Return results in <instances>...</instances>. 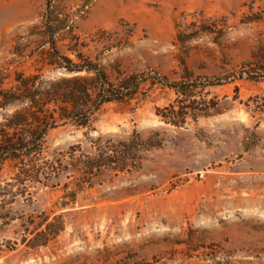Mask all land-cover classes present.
<instances>
[{
	"label": "rangeland",
	"instance_id": "obj_1",
	"mask_svg": "<svg viewBox=\"0 0 264 264\" xmlns=\"http://www.w3.org/2000/svg\"><path fill=\"white\" fill-rule=\"evenodd\" d=\"M56 53L93 61L112 82L154 71L226 83L192 90L198 115L184 127L156 115L175 91L146 87L89 128L49 130L46 156L67 168L62 155L95 156L98 139L138 134L159 147L91 186L68 170L19 190L5 166L2 186L17 196L0 197V264H264V81L235 79L264 72V0H0V96H22L18 78L34 94L92 76L54 69ZM1 101L0 129L24 107Z\"/></svg>",
	"mask_w": 264,
	"mask_h": 264
},
{
	"label": "trees",
	"instance_id": "obj_2",
	"mask_svg": "<svg viewBox=\"0 0 264 264\" xmlns=\"http://www.w3.org/2000/svg\"><path fill=\"white\" fill-rule=\"evenodd\" d=\"M51 61L54 69H64L68 73L86 72L92 76L60 80L50 90L39 89L34 94L29 84L18 78L23 88L22 96H0L3 108L15 104L24 106L6 117L0 129V197L17 196L16 192L2 186V171L7 165L15 172L13 179L18 189H27L31 183L47 184L68 170L80 174L81 183L91 186V179L103 169L121 173L137 169L142 160L140 153L159 147L155 138L145 141L138 134H133L128 141L117 143L112 140L103 143L102 139H98L95 156L87 155L78 148H71L62 155L70 158V167L67 168L63 166L62 160L46 156V136L49 130L66 124L89 128L94 115L103 106L123 104L146 87H165L175 91L178 97L176 101L157 108L156 115L165 124L184 127L188 118L195 119L198 115L199 109L196 101L192 100V90L199 86H220L226 83L217 79L199 84L198 81L186 78L181 84L154 71L129 75L118 82H112L93 61L82 59L80 64H76L58 53L51 57ZM244 76L250 80L264 81V72L254 70L243 72L235 79ZM10 186L7 184V187ZM47 229L53 236L63 230L55 228L54 223H49Z\"/></svg>",
	"mask_w": 264,
	"mask_h": 264
}]
</instances>
